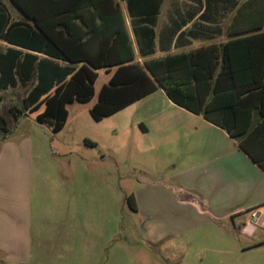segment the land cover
Instances as JSON below:
<instances>
[{"label": "trees", "instance_id": "1", "mask_svg": "<svg viewBox=\"0 0 264 264\" xmlns=\"http://www.w3.org/2000/svg\"><path fill=\"white\" fill-rule=\"evenodd\" d=\"M164 0H127L131 14L157 15ZM202 5V0H193ZM22 18L14 20L0 0V40L11 46L0 50V89L32 86L22 94L0 95V136L11 133L21 118L37 112L38 124L53 136L68 118V105L85 103L95 95L99 70L111 73L90 108L96 121L109 117L161 88L176 105L224 129L264 171V0H205L207 10L235 11L224 42L193 49L184 47L194 30L165 27L158 36L152 27L135 29L139 55L120 27L116 0H11ZM94 8L93 30L80 31V10ZM206 10V11H207ZM190 18L194 15L189 14ZM210 13H203L202 18ZM84 22V21H83ZM180 31V32H179ZM102 34L96 50L93 35ZM187 40V38H186ZM188 38V42H189ZM133 195L129 196L130 205Z\"/></svg>", "mask_w": 264, "mask_h": 264}, {"label": "crops", "instance_id": "2", "mask_svg": "<svg viewBox=\"0 0 264 264\" xmlns=\"http://www.w3.org/2000/svg\"><path fill=\"white\" fill-rule=\"evenodd\" d=\"M3 1L14 20L22 18L20 10L11 0L9 1L14 8L15 15L6 0ZM116 1L121 12V17L118 16L117 21L131 37L140 61L152 56L139 55L135 29L152 27L149 23L150 19H154L153 28L157 34L155 55H162L159 51L158 36L167 26L180 25V31L192 29L198 33L196 38L186 36L184 41L187 45L184 47L175 48L173 41L171 52L193 49L226 40H220L227 34L224 24L220 22L225 13L222 4L221 7L218 4L217 10L211 12L206 8L205 0H202L201 6L193 0H174L171 7L163 11V4L166 1L164 0L159 6L158 14H152L153 16H150L147 22L146 17L148 16L145 15L152 12L138 14V11L134 9V14H131L127 0ZM163 12L168 14V17L165 24L160 26ZM79 13V19L82 18L81 22H78L80 31L83 34H91L93 26L90 17L94 15V8L86 6ZM203 13H210L212 16L202 18ZM189 14L194 16L190 18ZM220 16L222 17L220 18ZM102 36V34H96L90 38L89 47L92 50L97 49ZM10 46L7 42L0 40L1 51L7 50ZM100 71H105L107 74L105 82L107 83L112 71L108 73L102 69L98 72ZM30 84L32 86L33 83L28 85ZM14 89H0V95L10 94ZM25 117L27 116L22 117L14 131L7 136H0V264H118L114 261L112 251L109 256H106V262L102 263L104 255L108 254V249L113 243L111 230L108 231L104 226L100 230L83 231L81 229L83 219L88 216L92 218L91 212H94V222H98L99 219L102 223L107 222L108 211L111 220V207L108 210L106 198L108 182L102 183L100 200L98 201L95 196L90 201V212L83 211V197H87L91 193L96 195L99 191L96 190L95 193L90 188H83L81 180L83 172L79 166L81 164L76 166L72 160H69L66 166L57 169L49 161L48 153L44 151L43 140L36 139L32 133L40 124L36 123L37 125H32L33 127L24 128L23 118ZM108 118H114V126L126 131V135L123 137V147L131 150L132 153L136 151L139 153L140 159L131 158L134 167L141 166L143 170L147 169L151 172H153L151 170L153 163L156 165L153 167L154 169L160 168L161 170L170 165L171 167L176 166L177 148L182 139L180 134L189 129L190 125H193L195 130L206 128L209 131V137L205 139L206 142L202 150L197 152V155L200 154V163H194L193 152L195 149L189 146L188 149L190 148L191 153L182 163L185 164L187 170L194 169L198 165L207 168L208 171L212 170L214 175L209 179L212 182L211 187L203 183L202 178L205 179L206 175H200L198 179L192 181L189 180L188 184L192 185L197 180L196 187L199 190L206 189L208 192L209 188H216L217 194H224L227 198H233L238 202L245 201L246 206H243V209L256 215V218L260 215L264 217V171L224 129L174 104L163 89H157ZM70 122L68 106L66 124L52 138L59 143L64 155L72 154L75 151L70 142L62 137V134L71 128ZM31 129L33 131H30ZM130 132H133L134 136L130 135ZM107 135L111 138L109 133ZM196 136L200 137L198 133L192 137ZM98 141L90 137L85 138L87 146L94 147L98 145ZM195 143L193 141L192 146ZM101 152L102 155H106L109 151L107 147H103ZM95 169L100 170L102 175L107 173V168L95 167ZM162 180L165 179L160 178L159 181ZM133 196V203L130 206L134 213L142 211V205L149 206L151 203L156 204L157 202L151 195L147 198ZM92 208L93 210H91ZM98 211L101 213L98 214ZM42 214H44L48 227L57 228V230L45 231L43 229ZM262 222L264 225V219ZM144 235L146 236V234ZM147 235L151 243H157L161 239L160 236L151 233ZM263 247L264 238L245 246V249ZM149 248L155 250V247ZM145 249V246L132 248L133 254L126 258L125 262L140 264L136 260L140 255L145 254ZM158 250V253L170 252L165 246ZM56 253L60 255L59 263L50 261L51 255ZM249 264L264 263L255 261Z\"/></svg>", "mask_w": 264, "mask_h": 264}, {"label": "rangeland", "instance_id": "3", "mask_svg": "<svg viewBox=\"0 0 264 264\" xmlns=\"http://www.w3.org/2000/svg\"><path fill=\"white\" fill-rule=\"evenodd\" d=\"M173 1L166 0L163 11L171 7ZM6 2L15 15L10 1L6 0ZM231 6L230 0H226V7ZM234 15V11H225L224 18L220 16L222 17L220 22L224 24L226 31ZM167 17L168 14L163 12L160 26L165 24ZM227 38L226 34L220 40ZM106 79L105 71H100L95 83L94 97L85 103L74 102L68 105L71 128L64 132L62 137L70 142L75 150L74 153L64 155L59 143L55 139L52 140L53 136L47 127L38 125L36 131L32 132L36 139L43 140L44 151L48 153L49 161L57 169L66 166L69 160H72L76 166L81 164L79 166L83 172L81 178L83 188H90L95 193L96 190L99 191L96 195L91 193L83 197V211L90 212V201L95 196L98 201L100 200L102 183L108 182L106 198L108 210L111 207V220L108 211L107 222L102 223L100 219L94 222V212H91L92 218L88 216L81 223L83 231L100 230L104 226L108 231L113 232V243L108 249V254L104 255L102 263L106 262V256L112 251L115 263L127 264L126 258L133 254L131 249L138 246L146 248L145 254L140 255L136 260L140 264H249L255 261L264 263V247L245 249V246L264 238L263 215L256 218V215L243 209V206H246L245 201L238 202L233 198H227L224 194H217L216 188H209L208 192L206 189L199 190L196 187L197 180L192 185L188 184L189 180L206 175L205 179L202 178L203 183L211 187L212 182L209 179L214 175L212 170L208 171L200 165L187 170L182 163L190 155V148L195 149L194 163H200V154L197 155V152L199 153L205 145L209 131L206 128L195 130L194 126L190 125L189 129L180 134L182 139L177 148L175 167L170 165L163 170L154 169L156 165L153 163L151 165L153 172L143 170L141 166L135 168L131 158L140 159V155L137 151L132 153L131 150L123 147L126 131L114 126V118L106 117L102 121H96L90 113V108L98 100V93ZM30 87L31 84L26 87L19 86L14 90L24 94ZM8 95L13 96L11 93ZM38 112L40 111L29 113L23 118L24 128L37 125L35 119ZM197 133L200 137H192ZM130 135L134 136L133 132H130ZM87 137L99 140L98 145L87 146L85 144ZM193 141L196 142L194 146H192ZM103 147H107L109 151L106 155H102ZM95 167L107 168V173L102 175ZM160 178L165 180L159 181ZM103 194L105 195L104 191ZM131 195L140 198L152 196L157 202L149 206L142 205V211L134 213L128 199ZM100 213L98 211V214ZM42 215L43 229L57 230V228H49L44 214ZM148 233L160 236L161 239L157 243H151ZM151 246L155 247V250L149 248ZM162 246L168 248L170 252L158 253V249ZM50 259L55 263L61 261L58 253L51 255Z\"/></svg>", "mask_w": 264, "mask_h": 264}]
</instances>
